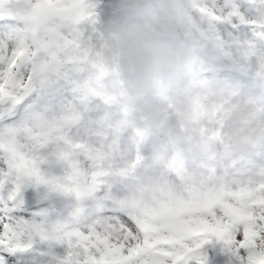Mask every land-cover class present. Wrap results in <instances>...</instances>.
<instances>
[{"label":"rangeland","instance_id":"rangeland-1","mask_svg":"<svg viewBox=\"0 0 264 264\" xmlns=\"http://www.w3.org/2000/svg\"><path fill=\"white\" fill-rule=\"evenodd\" d=\"M88 2L101 23L104 0ZM57 3L32 0L24 17L27 27L18 36L20 51L38 45L37 33L49 12L76 22L86 19L79 0H69L63 8H56ZM183 5L196 48L195 65L186 87L158 113L155 126L129 113L85 63L92 28L82 25L90 40L73 44L69 55L80 77L79 102L85 111L92 106L89 111L94 114L82 139L65 141L59 151L62 175L42 172L37 159L20 156L16 157L18 168L43 188L45 200H62L63 195L78 205L91 200L98 206L110 200L113 211L129 215L146 235L137 246L141 254L167 255L168 249L179 253L184 241L199 247L210 238L232 247L235 233L242 229L244 239L236 251L248 249V264H264V241L260 240L264 233V56L257 54L251 42L212 38L201 26L203 21L192 15L195 0H183ZM9 6V0H0V8ZM253 36L264 43V23L255 26ZM80 121L81 114L72 113L55 130ZM41 139L47 138H38L37 143ZM94 186L104 194L92 195ZM81 212L76 207L62 220L38 212L23 219L20 227L29 241H44L43 233L51 243H67L76 235ZM169 220L174 223L167 227V235H160ZM122 227L118 221H104V235L92 242L93 247L103 246L102 264H125L120 250L108 244L109 237L120 238ZM181 259L177 255V262Z\"/></svg>","mask_w":264,"mask_h":264},{"label":"snow or ice","instance_id":"snow-or-ice-1","mask_svg":"<svg viewBox=\"0 0 264 264\" xmlns=\"http://www.w3.org/2000/svg\"><path fill=\"white\" fill-rule=\"evenodd\" d=\"M69 0H58L56 8L67 7ZM86 19L80 22L58 12H49L42 20L38 45L18 49V36L26 27L24 17L32 0H9L0 8V264H102L103 246H92L102 237L104 221L123 227L119 239L109 237L108 244L120 250L125 264H248L250 250L236 247L244 239L243 231L235 233V243L228 247L210 238L196 247L184 241L177 253H139L138 245L146 239L136 222L123 212L113 211L110 200L97 203L86 200L79 205L66 200H45L42 187L26 179L18 168L16 157L37 159L42 172L62 175L57 162L65 141L77 143L94 113L85 111L79 102L80 77L70 62L73 44L90 40L82 25L91 26L95 12L88 0H79ZM193 17L200 18L208 35L220 42H251L258 55L264 56V43L253 36L255 26L264 23V0H195ZM37 68L43 71L38 73ZM80 113L81 121L63 125V119ZM46 137L37 143L38 138ZM76 207L82 208L76 235L67 243L29 241L21 230V221L34 213L45 212L49 218H66ZM218 214V213H217ZM167 227L174 222H164ZM126 230V232H125ZM126 237V238H125ZM260 240L264 241V233ZM258 244L260 241L257 242ZM137 255L132 256V253ZM177 255L183 259L177 262Z\"/></svg>","mask_w":264,"mask_h":264},{"label":"clouds","instance_id":"clouds-1","mask_svg":"<svg viewBox=\"0 0 264 264\" xmlns=\"http://www.w3.org/2000/svg\"><path fill=\"white\" fill-rule=\"evenodd\" d=\"M91 28L97 79L129 113L155 126L195 65L183 0H104L102 22Z\"/></svg>","mask_w":264,"mask_h":264},{"label":"water","instance_id":"water-1","mask_svg":"<svg viewBox=\"0 0 264 264\" xmlns=\"http://www.w3.org/2000/svg\"><path fill=\"white\" fill-rule=\"evenodd\" d=\"M88 63L93 66L94 68L97 69V61L95 59V53L94 51L92 50L91 53H89L88 55Z\"/></svg>","mask_w":264,"mask_h":264}]
</instances>
